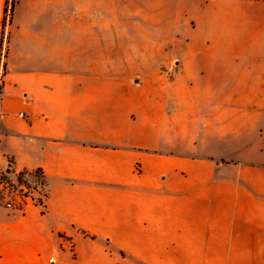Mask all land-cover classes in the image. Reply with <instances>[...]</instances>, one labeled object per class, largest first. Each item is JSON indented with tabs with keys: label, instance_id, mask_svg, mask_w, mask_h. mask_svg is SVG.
<instances>
[{
	"label": "crops",
	"instance_id": "crops-1",
	"mask_svg": "<svg viewBox=\"0 0 264 264\" xmlns=\"http://www.w3.org/2000/svg\"><path fill=\"white\" fill-rule=\"evenodd\" d=\"M195 1L188 58L138 74L116 0H0V175L48 191L0 208V264H264V0Z\"/></svg>",
	"mask_w": 264,
	"mask_h": 264
},
{
	"label": "rangeland",
	"instance_id": "rangeland-1",
	"mask_svg": "<svg viewBox=\"0 0 264 264\" xmlns=\"http://www.w3.org/2000/svg\"><path fill=\"white\" fill-rule=\"evenodd\" d=\"M138 1L144 4L138 5ZM196 7L195 0H116L113 6H109V13L101 9L94 11L114 19V27L108 29V36L99 38L98 42L100 45H106L107 42L113 45L116 60L129 53L130 61L125 60V63L137 64L135 71L138 74H143L144 66L148 64H160L164 68L166 65L175 66L177 62L188 58V35L191 28L195 27V21L187 15L188 9L192 11ZM142 8L145 11H141ZM197 31L196 40L200 49L195 62L203 64L209 56L204 51L207 36L201 23ZM5 52L6 44L2 48V58ZM115 73L122 75L123 70L116 69ZM136 79L144 80L139 75H136ZM132 83H135L133 79ZM144 87L148 90L151 88L149 85ZM30 179L42 181L35 177Z\"/></svg>",
	"mask_w": 264,
	"mask_h": 264
},
{
	"label": "built area",
	"instance_id": "built-area-1",
	"mask_svg": "<svg viewBox=\"0 0 264 264\" xmlns=\"http://www.w3.org/2000/svg\"><path fill=\"white\" fill-rule=\"evenodd\" d=\"M13 1L7 0L4 21L12 20ZM1 119V116H0ZM34 173L22 172L17 175L4 172L0 175V208L15 214L25 215L29 210L39 208L44 210L48 200L46 183L32 181Z\"/></svg>",
	"mask_w": 264,
	"mask_h": 264
},
{
	"label": "trees",
	"instance_id": "trees-1",
	"mask_svg": "<svg viewBox=\"0 0 264 264\" xmlns=\"http://www.w3.org/2000/svg\"><path fill=\"white\" fill-rule=\"evenodd\" d=\"M18 2V0H14L13 1V7L16 5V3ZM7 3V2H6ZM35 178H40L42 181H43V175H42V173L41 172H39V171H36L35 173Z\"/></svg>",
	"mask_w": 264,
	"mask_h": 264
}]
</instances>
